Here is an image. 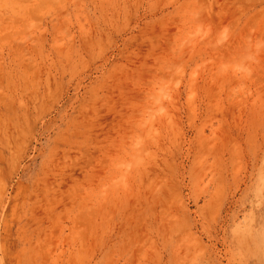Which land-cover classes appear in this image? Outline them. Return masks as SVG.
I'll use <instances>...</instances> for the list:
<instances>
[{"label":"rangeland","instance_id":"1","mask_svg":"<svg viewBox=\"0 0 264 264\" xmlns=\"http://www.w3.org/2000/svg\"><path fill=\"white\" fill-rule=\"evenodd\" d=\"M262 196L264 0H0V264H264Z\"/></svg>","mask_w":264,"mask_h":264},{"label":"bare ground","instance_id":"2","mask_svg":"<svg viewBox=\"0 0 264 264\" xmlns=\"http://www.w3.org/2000/svg\"><path fill=\"white\" fill-rule=\"evenodd\" d=\"M262 201L264 202V196H262ZM250 207L253 208L254 205H250ZM262 219H264V216ZM263 228H264V225L262 226V228L260 227V232H257V234H255V236L252 237V242L256 245V249L258 250H259V244L264 245V229ZM262 247L264 250V246Z\"/></svg>","mask_w":264,"mask_h":264}]
</instances>
